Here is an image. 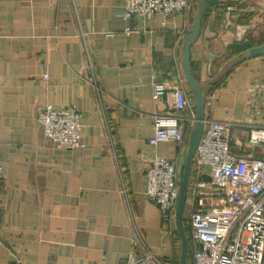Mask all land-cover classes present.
I'll list each match as a JSON object with an SVG mask.
<instances>
[{
  "label": "crops",
  "instance_id": "1",
  "mask_svg": "<svg viewBox=\"0 0 264 264\" xmlns=\"http://www.w3.org/2000/svg\"><path fill=\"white\" fill-rule=\"evenodd\" d=\"M198 7L193 0L167 19L126 20L122 0H0V264H124L132 251L180 264L179 233L147 198L144 172L155 154L179 169L196 125L184 120V142L148 143L155 115L173 112L174 89L188 95L181 42ZM199 22L191 71L210 101L206 115L232 122L235 154L264 157V143L250 142L251 129L264 127V88L255 86L264 84V54H245L264 43V0H206ZM85 40L114 142L90 82ZM158 83L164 93L156 100ZM48 103L80 111V147L46 139L38 113ZM193 112L190 105L181 114ZM190 202L188 191V210Z\"/></svg>",
  "mask_w": 264,
  "mask_h": 264
},
{
  "label": "built area",
  "instance_id": "2",
  "mask_svg": "<svg viewBox=\"0 0 264 264\" xmlns=\"http://www.w3.org/2000/svg\"><path fill=\"white\" fill-rule=\"evenodd\" d=\"M193 0H122L119 14L128 20L134 15L152 17L161 13L167 19L172 13L186 11ZM227 2V0H225ZM233 10V3H226ZM131 28L126 31L129 34ZM85 38V33H82ZM85 53L90 71V82L95 87L103 109L106 132L114 142V124L103 105L104 89L96 75V68L85 40ZM257 88L264 84L256 83ZM164 85L156 84L154 98L162 99ZM172 113H158L154 119V135L148 139L151 146L163 141H185L184 120L195 125L197 114L185 118L181 112L190 105L184 88L172 92ZM210 101L207 100V105ZM264 115V104L262 107ZM38 121L46 139L63 148H77L83 143L81 114L73 105L48 103L38 113ZM232 122L213 117L205 118V127L193 162V182L189 185L190 215L187 220L194 253L193 264H264V157L237 155L232 151L230 130ZM250 142L264 143V127L250 131ZM118 160L122 191L128 195L124 167ZM120 164V166H119ZM209 168V173L205 171ZM144 192L160 208L162 217L172 224L180 192L178 163L175 159L155 154L144 172ZM2 162L0 159V180ZM131 215L133 217L132 211ZM124 264H167L150 252L141 256L129 253Z\"/></svg>",
  "mask_w": 264,
  "mask_h": 264
},
{
  "label": "water",
  "instance_id": "3",
  "mask_svg": "<svg viewBox=\"0 0 264 264\" xmlns=\"http://www.w3.org/2000/svg\"><path fill=\"white\" fill-rule=\"evenodd\" d=\"M206 0H198V12L195 16L194 24L192 29L186 34L182 40L183 45V63L184 70L186 73L187 83L189 86L188 98L189 103L196 108V125L193 128L190 137L188 146L185 148L181 164L178 169V182L180 184L179 198L176 208L175 220L173 222V227L178 231L179 237L182 243L181 247V258L180 264H188V255H189V239L187 230L184 224V208L187 204L188 191L190 184V177L192 173V167L195 157V152L199 141L202 137L205 127V118H206V107H207V98L206 92L203 87L200 85V82L193 76L191 71V56L190 48L197 36L198 30L200 28V17ZM245 54L247 57L258 56L264 54V43L246 49ZM236 63V61H235Z\"/></svg>",
  "mask_w": 264,
  "mask_h": 264
},
{
  "label": "trees",
  "instance_id": "4",
  "mask_svg": "<svg viewBox=\"0 0 264 264\" xmlns=\"http://www.w3.org/2000/svg\"><path fill=\"white\" fill-rule=\"evenodd\" d=\"M247 46V45H246ZM245 46V47H246ZM221 79L219 81H216L213 83V88L218 84L220 83ZM212 88V90H213ZM185 221V227H186V230H187V234H188V239H189V255H188V264H193V253H194V246H193V242H192V239H191V236L189 234V229H188V225H187V221L186 219H184ZM179 250H180V255H181V247H182V243H181V240L179 239Z\"/></svg>",
  "mask_w": 264,
  "mask_h": 264
},
{
  "label": "rangeland",
  "instance_id": "5",
  "mask_svg": "<svg viewBox=\"0 0 264 264\" xmlns=\"http://www.w3.org/2000/svg\"><path fill=\"white\" fill-rule=\"evenodd\" d=\"M190 215V210H188L187 205L184 208V219H186V221L188 220Z\"/></svg>",
  "mask_w": 264,
  "mask_h": 264
}]
</instances>
